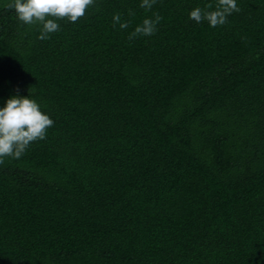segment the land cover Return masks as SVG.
Listing matches in <instances>:
<instances>
[{"label":"trees","instance_id":"16d2710c","mask_svg":"<svg viewBox=\"0 0 264 264\" xmlns=\"http://www.w3.org/2000/svg\"><path fill=\"white\" fill-rule=\"evenodd\" d=\"M12 2L0 104L54 124L0 160V264H264V0L216 27L188 17L216 0H95L43 40Z\"/></svg>","mask_w":264,"mask_h":264},{"label":"clouds","instance_id":"9594fccd","mask_svg":"<svg viewBox=\"0 0 264 264\" xmlns=\"http://www.w3.org/2000/svg\"><path fill=\"white\" fill-rule=\"evenodd\" d=\"M95 0H13L9 5L16 18L26 25H36L38 39H47L49 33L60 29L61 19L75 22ZM156 0H140L139 6L151 10ZM238 0H216L215 5L196 6L188 11L189 19L199 24L206 22L209 27L224 25L228 16L238 12ZM159 14L145 16L136 24L129 39L138 36H152L161 20ZM120 29L129 27L130 21L123 20L116 12L112 16ZM54 124L47 112L29 95L13 94L0 104V160L5 157L20 158L37 140L46 137L47 130Z\"/></svg>","mask_w":264,"mask_h":264}]
</instances>
